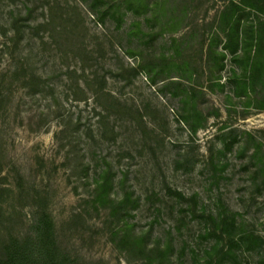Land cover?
<instances>
[{
	"label": "rangeland",
	"instance_id": "rangeland-1",
	"mask_svg": "<svg viewBox=\"0 0 264 264\" xmlns=\"http://www.w3.org/2000/svg\"><path fill=\"white\" fill-rule=\"evenodd\" d=\"M148 1L0 0V243L42 207L83 264H264V50H223L231 0Z\"/></svg>",
	"mask_w": 264,
	"mask_h": 264
},
{
	"label": "trees",
	"instance_id": "trees-1",
	"mask_svg": "<svg viewBox=\"0 0 264 264\" xmlns=\"http://www.w3.org/2000/svg\"><path fill=\"white\" fill-rule=\"evenodd\" d=\"M102 1L106 5L105 13L110 15L116 22L118 27L121 26L122 13L127 10H134V6H137L135 13L145 10L149 7L148 0H97ZM157 1V0H156ZM178 0H158L156 6L162 8L164 16L174 17L179 15V19H186L188 16V10L183 8L178 12L177 9ZM246 10L254 11L256 20L254 21H244V17H248V14L244 15ZM264 13V0H231V2L224 7L221 11V27L220 31L224 35L223 50L228 52L237 53L238 50L243 52V58L245 61V66L248 58L251 57L253 60V67H259L262 65L261 52L264 50V17L260 14ZM244 15V16H243ZM244 19V20H243ZM10 20L14 21V27L19 30L16 20H26L19 16H11ZM254 20V19H253ZM219 38L220 35H215ZM19 42V37L16 39V43ZM216 42H214V37L212 36L207 44L208 51H212L215 48ZM214 53V52H213ZM221 55V54H220ZM171 63L174 64L175 61L171 59ZM216 69H222L224 66L222 59L217 58L215 62ZM181 68L185 69L183 62L180 63ZM184 65V66H183ZM180 69V68H179ZM247 69L246 67L244 68ZM213 73V70H211ZM246 82L245 76L239 77L236 95L241 96V91L246 92ZM185 93V90H184ZM192 93V92H191ZM104 181L99 185L101 189L107 186V177L104 173ZM97 185V188H99ZM100 189V190H101ZM106 189V188H105ZM103 189V190H105ZM176 193L178 197H183V195L178 192L171 190ZM102 190V191H103ZM99 192V191H98ZM101 192V191H100ZM99 192V193H100ZM127 197L122 198V203L127 201ZM127 214V213H125ZM122 232V233H121ZM120 237L123 244L129 243L128 247L137 250L138 252L144 254L147 250L144 246L146 237L140 234H129L125 228L120 227V229L115 233ZM247 235L241 236V239H245ZM150 253L146 255V264L152 263L155 259H162L166 255L165 250H157V253H153V249L149 250ZM0 264H83L76 259L71 258L68 254L64 253L56 238L55 225L51 215L48 211L42 207L36 208L33 212L31 222L25 234L22 236H16L9 233L7 239L0 243Z\"/></svg>",
	"mask_w": 264,
	"mask_h": 264
}]
</instances>
